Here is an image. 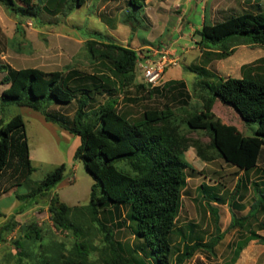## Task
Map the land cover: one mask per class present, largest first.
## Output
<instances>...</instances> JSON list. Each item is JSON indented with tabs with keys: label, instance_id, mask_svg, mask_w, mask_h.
I'll return each mask as SVG.
<instances>
[{
	"label": "rangeland",
	"instance_id": "rangeland-1",
	"mask_svg": "<svg viewBox=\"0 0 264 264\" xmlns=\"http://www.w3.org/2000/svg\"><path fill=\"white\" fill-rule=\"evenodd\" d=\"M107 1L86 0L71 12L56 16L42 9L33 16H23L16 11V3L11 6L0 0V63L14 69L35 67L52 71L76 68L92 72L96 62L90 56L88 41L110 42L135 50L134 84H144L146 90L136 94L133 87L131 94L125 97L119 94L117 110L133 120L139 119L148 109L164 110L169 106L172 110V124L188 143L183 157L191 168L186 171V187L177 225L195 224V230L207 243L219 237L211 249L199 250L184 264H227L237 243L248 236L250 230L264 236V231L257 230L258 224L264 223V205L255 213L253 208L257 204L254 185L264 189V146L256 169L244 174L217 157L210 148V137L206 131L190 130L185 120L189 114L202 108L203 99L207 96L204 82L210 85L218 77L228 76L264 82V62L260 61L264 58V46L230 41L226 50L231 54L221 57L224 45L205 47L197 32L203 24L212 25L244 11L264 10V0H191V18H186L191 19V34H184L182 38L180 35L183 33L173 31L177 19V12L173 9L168 21L163 17L167 22L163 29V18H159L163 13L154 12L151 4L144 9L133 10L126 6L124 0H113V3L105 5ZM39 3L42 6V0ZM159 51L166 52L173 62L165 68L163 79L181 80L186 84V105L180 104L181 96L174 97L162 91L149 93L153 87L144 82L141 65L153 60ZM4 87L0 86V93ZM45 112L71 115L73 106L52 104ZM212 112L243 135L254 134L256 125L245 123L232 107L216 100ZM15 114L23 117L29 158L35 171L27 183L11 188L0 197V264H69L73 260L78 261V244L85 245L88 264H104L101 256L104 249H109V239L122 256L132 261L141 258L134 251L126 210L122 207L109 204L98 207L97 222L72 214L70 219L74 221L75 229H63L50 220L48 208L52 196H57L59 202L69 207L84 206L89 202L93 180L80 160L73 158L79 145L78 138L62 134L56 130L57 124L46 122L39 112L11 105L3 108L0 103L2 122ZM193 142L201 145L203 154L209 157L208 161L197 156ZM62 163L65 170L61 181L39 196L21 199L20 196L34 182L42 180ZM246 180L248 191L241 200L238 196L243 191L237 186ZM200 184L216 189L215 193L226 202L212 204L217 210L216 223L198 192ZM233 217L236 224L231 228ZM30 224H35L40 230L38 240L25 238ZM247 249L258 253L255 264H264V243L250 241Z\"/></svg>",
	"mask_w": 264,
	"mask_h": 264
},
{
	"label": "trees",
	"instance_id": "trees-1",
	"mask_svg": "<svg viewBox=\"0 0 264 264\" xmlns=\"http://www.w3.org/2000/svg\"><path fill=\"white\" fill-rule=\"evenodd\" d=\"M23 16H33L42 9L50 15L71 12L86 0H2ZM133 10L143 9L144 0H124ZM205 47H223L221 57L231 54L226 50L230 41H243L264 46V10L244 11L212 25L203 24L197 32ZM95 68L92 72L76 68L44 71L35 67L14 69L0 63L1 106H18L39 112L46 122L57 124L70 135L79 137V145L73 158L80 160L85 172L93 180L89 202L84 206L69 207L59 202L57 196L49 200L50 220L63 229H75L73 214L97 222V208L106 204L126 210L128 229L133 237V248L140 255L132 261L119 253L111 239L109 249L101 256L104 264H184L203 248H212L217 239L208 243L195 230V224L177 225L181 198L186 187V171L191 170L184 160L188 143L172 124L173 112L145 110L139 119H130L117 110V96L136 94L146 90L144 84H134L137 54L135 50L114 43L87 42ZM220 49V48H219ZM264 62V58L260 60ZM207 96L202 108L189 114L185 123L190 130H204L210 137V148L218 158L245 174L256 169L264 146V82L248 78L218 77L208 84L204 82ZM162 91L174 97L181 96L180 104L186 105L188 91L182 81L172 80L161 87H153L149 93ZM232 107L245 123L256 125L252 136L243 135L235 126L226 124L212 112L215 101ZM72 104L71 115L46 113L45 109ZM192 147L203 161H208L198 142ZM62 163L48 172L42 180L34 182L21 199H31L54 187L63 177ZM35 171L29 158V148L24 133V120L15 114L5 123L0 120V197L11 188L28 182ZM243 193L247 180L237 186ZM214 190V192H213ZM216 189L200 184L198 192L205 205L218 221L213 203L225 204ZM257 204L254 213L264 205V189L255 184ZM251 216H253L251 214ZM236 224L234 217L230 227ZM216 230L218 228L216 227ZM257 230L264 231V223ZM40 230L30 224L26 239H39ZM256 240L264 243V237L250 230L240 240L233 257V264L246 245ZM78 261L69 264H88V251L78 244Z\"/></svg>",
	"mask_w": 264,
	"mask_h": 264
},
{
	"label": "crops",
	"instance_id": "crops-1",
	"mask_svg": "<svg viewBox=\"0 0 264 264\" xmlns=\"http://www.w3.org/2000/svg\"><path fill=\"white\" fill-rule=\"evenodd\" d=\"M111 3H113V0H108L105 5H109ZM144 4L145 5H144L143 9L146 7L147 4H151V8L153 9L154 12L163 13V15H161L159 18L167 17L166 21H168L169 16L172 15V13H170V12L173 9L174 12H177V15H176L177 19L175 20L176 21V27L174 28L173 31L177 32L178 34L183 33L182 35H180V38H182L184 36V34H191V19L190 20L186 19L187 17L191 18V0H144ZM154 5L156 7H154ZM146 17H150V16H146ZM164 18L162 20L164 23L161 21L163 23L162 24L163 29H165L167 27V22L164 21ZM164 73H165V71H164ZM164 73H163L162 79L158 85H160L162 83V81L164 82L162 84V86L164 84H166L167 82L172 81L171 78L164 80L163 79ZM176 81H181V80H176ZM158 87H161V86H158ZM185 88H186V84H185ZM186 90H187V88H186ZM56 127H57L56 130L60 131L62 134L65 133L66 136H70V137L73 136V135H70L67 131L61 129L60 127H58V126H56ZM75 137H76V139L78 138V142H79V137H77V136H75ZM252 241H254V240H252ZM247 246H248V244L246 245L245 248H243V250L240 252L238 258L236 259V261L233 264H255L256 263V261L258 260V257H259L258 253H253L251 251V249L246 250ZM242 254H243V256H242ZM194 264H203V263L198 262V263H194Z\"/></svg>",
	"mask_w": 264,
	"mask_h": 264
},
{
	"label": "built area",
	"instance_id": "built-area-1",
	"mask_svg": "<svg viewBox=\"0 0 264 264\" xmlns=\"http://www.w3.org/2000/svg\"><path fill=\"white\" fill-rule=\"evenodd\" d=\"M154 56L153 60L141 65L144 82L151 87L157 86L160 83L165 68L173 63L164 51L156 52Z\"/></svg>",
	"mask_w": 264,
	"mask_h": 264
},
{
	"label": "water",
	"instance_id": "water-1",
	"mask_svg": "<svg viewBox=\"0 0 264 264\" xmlns=\"http://www.w3.org/2000/svg\"><path fill=\"white\" fill-rule=\"evenodd\" d=\"M38 2H40V0H38Z\"/></svg>",
	"mask_w": 264,
	"mask_h": 264
}]
</instances>
